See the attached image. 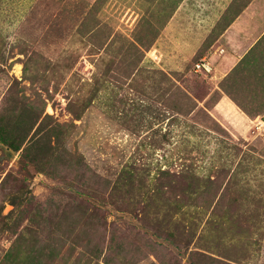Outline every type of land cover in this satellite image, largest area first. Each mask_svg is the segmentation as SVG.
<instances>
[{"label":"rangeland","instance_id":"374dc122","mask_svg":"<svg viewBox=\"0 0 264 264\" xmlns=\"http://www.w3.org/2000/svg\"><path fill=\"white\" fill-rule=\"evenodd\" d=\"M262 24L264 0H0V264H264ZM91 105L135 136L117 167L77 139Z\"/></svg>","mask_w":264,"mask_h":264},{"label":"crops","instance_id":"0c3cea01","mask_svg":"<svg viewBox=\"0 0 264 264\" xmlns=\"http://www.w3.org/2000/svg\"><path fill=\"white\" fill-rule=\"evenodd\" d=\"M181 8H179V10ZM246 13L247 12H245V14ZM168 17H169V13L166 19H168ZM180 17L181 16H179V18H177L176 20L174 18L170 22L171 25L177 24L178 25L177 28L179 30L183 28V24L181 23ZM244 18H246V16L244 17L241 15L239 19H235L234 21L235 23L233 22L234 24L232 28L229 30L227 29L226 30L227 32L223 35L225 37L227 36L232 38V35L234 34V31L232 29L238 31V26L244 23L243 22ZM240 30L241 31L245 30L246 32L248 31L247 29H240ZM165 33L166 31L162 32L163 35L160 37V39H162L163 36L167 35ZM238 51L239 49L237 48L236 50L233 51L235 55L229 54V56L224 57L225 61L226 62L231 61V63L241 62L240 64L243 66H247V68L261 65L262 62L261 58H264L263 51L261 52L259 50L251 51V49L249 48V50H247V53L242 55L243 59H241L239 62L237 60L238 57L240 56ZM217 106L220 110H222L226 114L227 118H229L235 129H238V131L241 132L246 137H250L249 135L252 129L251 126L252 122L248 120L246 117H244V115L237 110L235 105L227 97L226 98L223 97ZM258 120L260 121L261 119L259 118ZM78 123L79 126L77 127V131H76L77 139L79 140L80 146L83 149V151H86V154L89 157L91 164L95 163V161L98 164L99 162L103 163V161H100L99 158L104 155L105 157H107L108 160H110V162L108 161L104 166L100 165L103 169L108 168L106 165H110L111 162L112 163L115 162L116 167L119 166L120 163L124 161L130 148L135 143V136L132 135L131 133H129V135L127 134L128 137L125 139L124 146H122L121 144H117L115 139H113L112 142V138H115V136L119 135L122 129L114 121H112V119L106 116V113H104L101 109L95 106L91 105L87 107L83 111L81 118L78 120ZM86 142H89L91 145L89 147L85 146ZM112 153L114 155H111ZM92 159H94V161H92ZM98 173L108 176L107 174L102 173L100 171H98Z\"/></svg>","mask_w":264,"mask_h":264},{"label":"built area","instance_id":"2783aa9c","mask_svg":"<svg viewBox=\"0 0 264 264\" xmlns=\"http://www.w3.org/2000/svg\"><path fill=\"white\" fill-rule=\"evenodd\" d=\"M194 70L195 72H207V73H210L211 71V67L209 66V64L205 61H200L198 63H196L194 65Z\"/></svg>","mask_w":264,"mask_h":264},{"label":"bare ground","instance_id":"6f19581e","mask_svg":"<svg viewBox=\"0 0 264 264\" xmlns=\"http://www.w3.org/2000/svg\"><path fill=\"white\" fill-rule=\"evenodd\" d=\"M19 70V68L17 67V71Z\"/></svg>","mask_w":264,"mask_h":264}]
</instances>
